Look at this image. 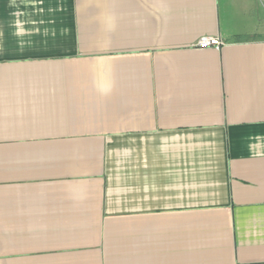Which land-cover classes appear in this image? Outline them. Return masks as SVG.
I'll use <instances>...</instances> for the list:
<instances>
[{"label": "crops", "instance_id": "0c3cea01", "mask_svg": "<svg viewBox=\"0 0 264 264\" xmlns=\"http://www.w3.org/2000/svg\"><path fill=\"white\" fill-rule=\"evenodd\" d=\"M0 264H264V0H0Z\"/></svg>", "mask_w": 264, "mask_h": 264}, {"label": "built area", "instance_id": "2783aa9c", "mask_svg": "<svg viewBox=\"0 0 264 264\" xmlns=\"http://www.w3.org/2000/svg\"><path fill=\"white\" fill-rule=\"evenodd\" d=\"M221 44H222L221 41H219L216 38L202 37L197 41L196 47L199 49H206L209 47H217Z\"/></svg>", "mask_w": 264, "mask_h": 264}]
</instances>
